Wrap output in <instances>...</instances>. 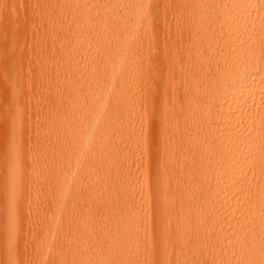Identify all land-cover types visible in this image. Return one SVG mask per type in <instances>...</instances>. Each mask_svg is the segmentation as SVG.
I'll return each instance as SVG.
<instances>
[{"label":"bare ground","instance_id":"1","mask_svg":"<svg viewBox=\"0 0 264 264\" xmlns=\"http://www.w3.org/2000/svg\"><path fill=\"white\" fill-rule=\"evenodd\" d=\"M3 26L0 264H264V0H0Z\"/></svg>","mask_w":264,"mask_h":264},{"label":"rangeland","instance_id":"2","mask_svg":"<svg viewBox=\"0 0 264 264\" xmlns=\"http://www.w3.org/2000/svg\"><path fill=\"white\" fill-rule=\"evenodd\" d=\"M4 25H5V24H4ZM5 26H7V23H6ZM5 26H3V28L0 30V35H1V36H5V30H6V27H5ZM17 30H18V33H16V34H20V33H22V29H21V27H20V28H17ZM17 30H16V31H17ZM20 30H21V32H20ZM35 33H36V31H35L33 28H31V29H30V34L36 36ZM30 60H31V59H30ZM27 93H28V91H27ZM30 102H31V101H30ZM30 102H26L27 110H31V113H33V112H34V111H33V107L31 106ZM4 108H5L4 105H0V111L4 110ZM33 121H34V120H33Z\"/></svg>","mask_w":264,"mask_h":264}]
</instances>
